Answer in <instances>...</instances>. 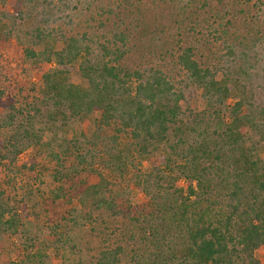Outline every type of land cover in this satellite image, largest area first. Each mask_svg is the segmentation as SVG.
<instances>
[{"label": "trees", "instance_id": "trees-1", "mask_svg": "<svg viewBox=\"0 0 264 264\" xmlns=\"http://www.w3.org/2000/svg\"><path fill=\"white\" fill-rule=\"evenodd\" d=\"M117 1L100 0L95 7L94 0H9L12 12L5 20L11 18L12 28L1 33L11 37L15 21L33 19L39 24L34 30L37 42L53 39L62 44L59 50L36 54L24 49V54L46 61L40 77L45 97L65 107L73 117L98 113V129L111 128L115 142L125 136L126 152L114 157L117 163L124 160L135 167V161L141 163L156 145L165 142L169 131L185 146L188 126L181 103L199 90L201 98L217 109L211 133L205 131L194 146L179 155L187 193L175 189L173 199L166 198L160 205L151 196L146 209L119 207L107 198L92 197L93 203L113 217L149 230L147 241L153 250L144 257L135 255L134 264H261L255 253L264 249V172L260 159H253L254 148L246 149L245 144L249 134H255L264 147V52L258 50L262 41L255 39L243 47L225 43L216 66H201L193 49L186 47L170 54L168 61L159 60L165 67H153L152 63L132 70L121 63L130 48L122 21H118L121 2ZM83 3L87 12L95 7L100 18L118 21L107 37L65 32L72 29L74 14ZM98 26L103 24L98 22ZM76 64L77 84L68 79ZM231 98L233 103L227 105ZM16 104L14 97L0 90V111L8 112L9 123L15 118ZM29 138L23 130L9 140H0V173L7 182L11 177L6 172L13 173L9 162L29 146ZM202 162L209 163L202 166ZM166 168L170 173L172 169ZM164 180L165 175L155 176L157 191ZM98 187L91 188L93 194ZM7 206L9 203L1 205L0 201V218L5 213L15 216ZM97 264L121 262L114 250L102 253Z\"/></svg>", "mask_w": 264, "mask_h": 264}, {"label": "rangeland", "instance_id": "rangeland-1", "mask_svg": "<svg viewBox=\"0 0 264 264\" xmlns=\"http://www.w3.org/2000/svg\"><path fill=\"white\" fill-rule=\"evenodd\" d=\"M98 1L94 0L95 7ZM118 1V21H122L121 29L129 38L130 51L121 62L126 68L152 63L158 67L159 60L168 61L170 54L186 47L193 49L201 66H216L225 43L243 47L255 39L262 41L257 48L264 52V0ZM86 6L79 5L72 29H61L67 34L107 37L118 21L100 18L95 7L87 12ZM11 9L9 0H0V90L17 102L12 123L8 112L0 111V140L26 130L30 143L9 162L13 169L12 174L6 172L10 182L0 173L1 205L9 203L7 207L15 211L13 218L10 213L0 218V264H97L102 253L114 250L121 264H134L135 255L144 257L153 250L147 241L149 230L96 208L92 197L112 199L119 207L132 205L134 210L136 206L146 209L151 196L160 205L173 199L175 189H182L185 195L188 184L180 174L183 160L179 155L194 146L205 131L211 133L217 108L203 100L198 90L193 98L181 103L183 121L188 126L185 146L169 131L165 142L156 145L141 163L135 161V167L124 160L117 163L114 157L126 152L125 136L115 142L111 128L98 129V113L73 117L42 94L40 77L46 61L40 56L26 57L24 49L37 54L46 49L59 50L62 44L53 39L37 42L34 30L39 24L33 19L15 21L12 36L2 35V30L12 28L11 18L5 20ZM68 79L80 82L77 64ZM233 101L231 98L227 105ZM247 139L245 148H254L253 159H260L264 172V147L259 137L249 134ZM166 167L172 169L170 173ZM158 173L165 175L159 191L154 187ZM94 185H101L96 194L91 189ZM139 187H144L147 194ZM255 257L264 264V249Z\"/></svg>", "mask_w": 264, "mask_h": 264}]
</instances>
